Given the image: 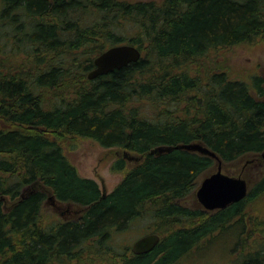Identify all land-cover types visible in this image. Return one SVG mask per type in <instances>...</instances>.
Returning <instances> with one entry per match:
<instances>
[{
    "label": "trees",
    "instance_id": "trees-1",
    "mask_svg": "<svg viewBox=\"0 0 264 264\" xmlns=\"http://www.w3.org/2000/svg\"><path fill=\"white\" fill-rule=\"evenodd\" d=\"M0 26L15 47L0 58V264H180L229 228L231 264H264V220L251 210L264 175L208 214L182 201L216 161L175 148L200 142L224 165L264 152V100L252 93L264 94L263 78L205 64L264 45V0H0ZM125 43L141 50L138 61L88 77L99 54ZM81 139L140 161L118 158L111 169L124 177L103 196L67 155ZM54 199L77 214L48 213ZM143 216L161 240L135 254L118 237Z\"/></svg>",
    "mask_w": 264,
    "mask_h": 264
},
{
    "label": "rangeland",
    "instance_id": "rangeland-1",
    "mask_svg": "<svg viewBox=\"0 0 264 264\" xmlns=\"http://www.w3.org/2000/svg\"><path fill=\"white\" fill-rule=\"evenodd\" d=\"M136 1V0H135ZM137 1H149V0H137ZM157 2H162V0H156ZM98 18L97 13H86L83 14V20L86 22H94ZM8 26V25H6ZM119 32L131 33L130 26L126 25L119 26ZM11 28L0 26V32L5 34L9 33ZM0 33V48L4 41L6 45L3 50L0 51V58H6V51L11 52L15 47L12 41V33L4 35V41L1 39ZM12 56L14 53L11 54ZM213 60L206 61V65H211L213 63H218L219 65H224L227 68L229 75L234 78H239L242 80H248L252 83L250 75H259L264 80V45H251V44H239L231 49L220 52L218 55L213 56ZM205 66V65H204ZM252 85V84H251ZM264 86V82H263ZM252 93L259 99L264 100V94L259 95L256 89H252ZM67 155L72 163L77 167L78 172L81 176L95 179L101 190L103 189L107 193L111 192L114 187L120 183L124 177L121 172H113L111 169L112 164L118 159L124 157L123 150L119 148H106L101 146L98 142L92 139H81L76 146V148L71 149L67 147ZM141 158V156H139ZM254 162H249L254 160ZM257 159V160H256ZM260 162H257L259 161ZM127 161L128 167L134 166L140 161L130 159ZM249 162V163H248ZM245 166V168H244ZM216 169V162L214 166L206 170L201 174L197 181V187L195 190L186 197L182 202L184 205L202 209L200 205L196 191L201 185L205 177L210 175ZM225 170L229 173L233 172L235 175L243 174V176L248 179L249 187L253 188L264 175V158L262 155L254 156L253 154H247L240 157L238 160L225 164ZM102 190V191H103ZM251 210H253L254 215L260 217L264 220V197L259 201H253ZM75 209V207H73ZM52 203L49 204L47 212H55L57 215L63 219L60 213L54 210ZM206 211V210H205ZM51 212V213H52ZM53 212V213H54ZM208 214H213L217 211H206ZM154 218L152 216H143L137 220L131 230L126 232L123 237H118V241L122 244L132 243L140 236L153 232L150 230L152 227ZM231 228L226 229L222 232L216 233L209 242H207V247L200 252H193L180 262V264H231V256L233 255V245L231 240ZM258 234H255L257 237ZM234 242V241H233ZM127 243V244H126ZM235 243V242H234ZM235 253V252H234Z\"/></svg>",
    "mask_w": 264,
    "mask_h": 264
},
{
    "label": "water",
    "instance_id": "water-1",
    "mask_svg": "<svg viewBox=\"0 0 264 264\" xmlns=\"http://www.w3.org/2000/svg\"><path fill=\"white\" fill-rule=\"evenodd\" d=\"M141 56V50L129 43L111 46L94 59L95 68L89 72L88 77L94 79L100 75L108 74L117 68H122L131 62L138 61ZM175 148L209 155L216 161L215 171L204 178L196 191L197 199L205 210L225 209L247 197L250 189L248 179L243 174L235 175L227 172L223 160L215 151L200 142L181 143L176 145ZM170 150L171 147H158L153 152ZM123 155L136 161L140 159L139 156L133 155L128 151H124ZM261 155L264 158V152ZM254 161L255 159L249 162ZM104 194H106V191H104ZM160 240L161 235L157 232L145 234L133 243L132 251L135 254L147 253L153 250Z\"/></svg>",
    "mask_w": 264,
    "mask_h": 264
},
{
    "label": "flooded vegetation",
    "instance_id": "flooded-vegetation-1",
    "mask_svg": "<svg viewBox=\"0 0 264 264\" xmlns=\"http://www.w3.org/2000/svg\"><path fill=\"white\" fill-rule=\"evenodd\" d=\"M126 160H130V158L128 157H124ZM257 160V159H256ZM257 162H260L257 161ZM245 168V167H244ZM232 174H234L233 172H231ZM103 190V189H102ZM102 194L103 196H106L107 195V192L106 194H104V191H102ZM201 205V204H200ZM53 206L55 208V210L60 213V215L64 218V219H68L72 216H75L77 214V210L74 209L72 207V205H69V204H66V203H62L60 202V200H57V199H54L53 200ZM205 210V209H204ZM143 236V235H142Z\"/></svg>",
    "mask_w": 264,
    "mask_h": 264
}]
</instances>
